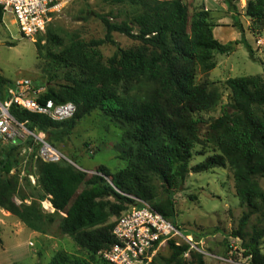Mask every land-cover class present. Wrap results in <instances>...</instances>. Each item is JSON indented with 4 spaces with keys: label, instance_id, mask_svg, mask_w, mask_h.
Instances as JSON below:
<instances>
[{
    "label": "trees",
    "instance_id": "obj_1",
    "mask_svg": "<svg viewBox=\"0 0 264 264\" xmlns=\"http://www.w3.org/2000/svg\"><path fill=\"white\" fill-rule=\"evenodd\" d=\"M110 1L136 9L132 24L99 16L106 28L104 39L89 43L72 40L60 53L50 51L46 56L51 67L66 72L63 83L57 82L55 75L48 86L38 83L46 86L41 101L71 102L77 107L76 114L57 122L16 104L11 105L10 113L28 130L48 134L49 142L57 147V142H63L80 120L100 111L122 130L116 150L126 166L115 173L99 166L89 175L64 161L47 163L31 156L37 180L32 187L27 177L22 179L30 191H35L28 194L21 188L20 173H11L18 168L15 156L24 145L9 144L7 154L0 156V208L40 233L58 221L65 234L95 257L116 244L112 234L115 221L110 220L139 206L137 200L174 222L175 194L189 173L228 166L233 170L236 195L246 208L231 235L241 239L249 264H264V226L254 225L250 232L247 230L253 216H264V190L258 181L264 178V71L258 76L226 81L233 112L223 110L211 124L218 153L190 166L200 144L202 117L213 111L223 97L216 82L208 78L198 81V74L208 75L214 70L215 54H226L230 45L215 38L209 11L201 9L191 15L184 0ZM224 2L232 9L233 0ZM245 15L253 25L264 26V0H247ZM3 19L0 6V26ZM233 26L252 56L242 23L237 20ZM114 33L139 42V46L118 48L104 63L98 48L105 43L116 45ZM47 36L49 42L62 46L57 36ZM12 86L10 79L0 75V89ZM26 143L32 145L33 138ZM26 172L29 175L30 171ZM16 196L21 198L20 204ZM47 199L54 213L42 210L39 202ZM168 244L171 256L167 264H183L182 258L188 252L192 253V264H206L203 255L193 253L190 245L178 246L174 240ZM49 264L89 263L64 256Z\"/></svg>",
    "mask_w": 264,
    "mask_h": 264
},
{
    "label": "rangeland",
    "instance_id": "obj_2",
    "mask_svg": "<svg viewBox=\"0 0 264 264\" xmlns=\"http://www.w3.org/2000/svg\"><path fill=\"white\" fill-rule=\"evenodd\" d=\"M184 2L188 5L191 15L201 9L209 11L210 20L215 25V38L230 45L226 54H215L217 66L214 70L208 75L200 72L198 74V81L208 78L216 82L223 97L213 111L202 117L203 121L199 125L200 144L196 146L190 163V166H194L218 153L214 141L216 135L211 124L222 115L223 110L233 112L230 106L231 91L227 88L226 81L230 78L258 76L263 73L264 26L253 25L251 19L245 15L247 0H233L232 9H229L224 0ZM135 14L136 9L127 5H115L110 0L63 2L50 14L45 32L36 36L35 40L25 37L15 18L5 14L0 26V75L10 79L13 82L12 87H16L23 79H29L37 86L38 83L48 86L50 77L54 75L57 76V82L63 83L66 71L49 65L46 58L48 52L60 53L72 40L89 43L104 39L106 28L99 16L110 17V20L116 23L128 21L132 24ZM237 20L245 29L246 41L253 50L252 56L243 44L241 33L233 26ZM49 33L57 36L62 41V46L49 42ZM113 37L116 45L105 43L98 48L104 63L113 57L118 48L139 46V42L123 34L114 33ZM6 88L0 89V101L9 99ZM121 139L122 130L100 111H95L80 120L63 142H57V148L67 157L68 160L64 162L89 175L96 173L99 166H105L115 173L127 164L118 158L116 150ZM7 145H0V156L7 154ZM15 158L18 168H14L11 173L19 172L21 188L25 193L32 194L35 191H30L22 179L27 177L31 186L35 187V162L31 155H17ZM26 170L30 171L29 175ZM258 181L264 190V178L259 177ZM16 201L20 204L21 198L16 196ZM26 203L30 204V201ZM39 203L44 212H55L48 199ZM245 211V206L236 195L233 170L230 167L198 174L191 172L180 191L175 194L174 223L184 237L177 241L181 245H190L193 253L203 255L206 264H249L241 239L231 235L238 229ZM115 220L113 218L110 222ZM254 225L264 226V216H253L247 228L248 232ZM0 241V264H49L54 258L64 256L89 264H107L100 254L92 257L85 249L79 247L72 236L62 231L58 221L49 224L45 233H40L29 229L18 218L1 208ZM261 250L264 253V239L261 242ZM170 256L171 251L166 242L157 250L150 263L167 264ZM193 261L192 253L189 252L182 258L183 264H192Z\"/></svg>",
    "mask_w": 264,
    "mask_h": 264
},
{
    "label": "built area",
    "instance_id": "obj_3",
    "mask_svg": "<svg viewBox=\"0 0 264 264\" xmlns=\"http://www.w3.org/2000/svg\"><path fill=\"white\" fill-rule=\"evenodd\" d=\"M68 1L72 0H0V6L4 15L15 18L25 37L35 40L36 36L45 32L50 14ZM45 91L44 86H37L29 79H23L16 87L7 89L9 99L0 101V145H24L19 151L21 157L31 155L35 161L58 163L68 160L64 153L47 141L45 134L28 130L10 113L11 105L16 104L57 122L69 120L76 114L77 107L71 102L55 104L51 100L41 101ZM30 138H33V144L27 145ZM36 146L38 150L35 151ZM137 202L139 206L131 207L116 218L112 231L116 244L100 252L109 264H149L166 242L176 240L175 244L181 245L177 240L184 237L172 220L163 217L148 203Z\"/></svg>",
    "mask_w": 264,
    "mask_h": 264
},
{
    "label": "water",
    "instance_id": "obj_4",
    "mask_svg": "<svg viewBox=\"0 0 264 264\" xmlns=\"http://www.w3.org/2000/svg\"><path fill=\"white\" fill-rule=\"evenodd\" d=\"M45 139H46L47 141H49V135H48V134H45ZM18 143H19V141H18Z\"/></svg>",
    "mask_w": 264,
    "mask_h": 264
},
{
    "label": "crops",
    "instance_id": "obj_5",
    "mask_svg": "<svg viewBox=\"0 0 264 264\" xmlns=\"http://www.w3.org/2000/svg\"><path fill=\"white\" fill-rule=\"evenodd\" d=\"M237 35H239V33H238ZM50 204H51V203H50Z\"/></svg>",
    "mask_w": 264,
    "mask_h": 264
}]
</instances>
